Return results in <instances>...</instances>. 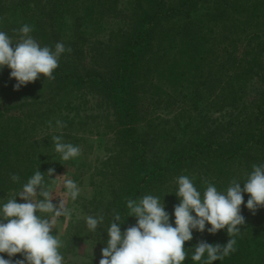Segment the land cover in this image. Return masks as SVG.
Returning a JSON list of instances; mask_svg holds the SVG:
<instances>
[{"label":"trees","instance_id":"1","mask_svg":"<svg viewBox=\"0 0 264 264\" xmlns=\"http://www.w3.org/2000/svg\"><path fill=\"white\" fill-rule=\"evenodd\" d=\"M24 24L41 46L63 42L72 52L61 55L55 79L41 75L18 90L11 69H0V206L49 168L59 203L63 181L79 179L69 169L91 164V136L109 137L108 152L91 166L93 195L81 203L104 221L96 232L86 218L74 225L102 249L114 213L122 231L136 224L129 199L160 197L175 226L178 177L188 176L201 194L208 183L226 192L234 178L243 187L252 165L264 164V0H0V31L17 43ZM54 135L81 155L62 161ZM248 198L236 251L213 264H264V207L253 214ZM208 227L193 230L183 264H203L191 260L201 240L230 239L226 228L212 234ZM61 250L70 264L74 247Z\"/></svg>","mask_w":264,"mask_h":264},{"label":"clouds","instance_id":"2","mask_svg":"<svg viewBox=\"0 0 264 264\" xmlns=\"http://www.w3.org/2000/svg\"><path fill=\"white\" fill-rule=\"evenodd\" d=\"M33 30L29 24L22 25L18 29L21 35L17 43L0 31V69L5 66L11 69L10 77L17 81L16 90L41 75L49 80L55 79L53 72L59 67L61 55L72 52V48L63 42H57L54 50L47 45L41 46L30 35ZM56 126L66 127V122L57 120ZM51 139L62 161L81 155V148L64 142L61 135H54ZM54 172V168H49L46 173L36 170L22 189L0 206V253L9 257L5 259L0 255V264H64L60 251L63 242L53 234L55 219L46 214L55 218L69 217L71 210L62 199L58 204L53 203L52 186L58 177L51 178ZM11 180L18 183L20 177L12 174ZM63 184L67 195L75 201L80 194L77 183L65 179ZM178 186L175 194L180 202L174 206L175 226L170 222V214L160 197L148 194L139 201L129 199L128 216L136 217V224L122 231L124 223H121L120 214H113L99 264H183L189 256L185 242L193 239V230L204 232L206 224L211 225L207 231L212 234L226 228L230 239L226 244L201 240L195 245L191 260L213 264L224 259L236 251L235 237L241 232L238 226L245 224V217L241 214L244 193L249 194L246 207L253 214L264 207V164H253L243 187L234 178L226 192L218 191L215 185L208 183L201 194L193 180L185 175L178 177ZM17 196L24 202H17ZM103 221V215L88 216L87 228L96 232ZM16 254H21L23 259L13 261Z\"/></svg>","mask_w":264,"mask_h":264},{"label":"rangeland","instance_id":"3","mask_svg":"<svg viewBox=\"0 0 264 264\" xmlns=\"http://www.w3.org/2000/svg\"><path fill=\"white\" fill-rule=\"evenodd\" d=\"M110 24L106 23L105 27L108 30ZM91 119H89L90 121ZM86 122V121H85ZM87 128H90L88 124H86ZM91 139L94 140V147L90 151V161L91 164L88 167H81L82 169L73 168L72 170L69 169V172L74 177H79L77 181H75L80 188V194L75 201H73L68 195L67 190L65 191V206L71 210V215L69 217L60 216L58 218L52 217L51 214H46L49 218L55 219V226L53 229V234L58 236V238L63 242V245L70 249V247H74V250L71 251L65 257L66 261H69L70 264H83L89 261V258L94 257L96 260L101 259V249L92 247V242L82 239L85 237L84 235L87 233H80L78 230L79 228L75 227L74 225L78 222V220L87 218L89 213L82 209V199L91 197L93 194V186L91 185V176L90 174L93 173L91 166L98 165V157L104 156L108 151L106 148V142L109 137L100 138L91 136ZM100 145V146H98ZM90 148V147H89ZM94 161V162H93ZM60 187V186H59ZM56 190V189H55ZM58 204V203H56ZM88 213V214H87ZM77 229V230H76ZM71 240H74L72 243ZM71 245V246H69ZM63 250H61V253ZM63 255V253H62Z\"/></svg>","mask_w":264,"mask_h":264}]
</instances>
